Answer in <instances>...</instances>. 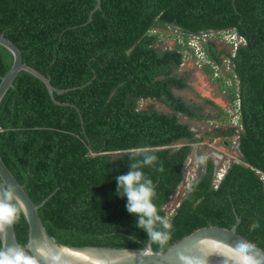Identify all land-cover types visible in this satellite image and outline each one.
<instances>
[{
    "label": "trees",
    "instance_id": "16d2710c",
    "mask_svg": "<svg viewBox=\"0 0 264 264\" xmlns=\"http://www.w3.org/2000/svg\"><path fill=\"white\" fill-rule=\"evenodd\" d=\"M0 0V33L21 50L28 65L49 77L56 104L41 80L19 71L0 102V156L36 204L50 238L72 246L141 247L147 234L116 194L115 177L129 171L130 151L149 147L158 157L141 170L153 181V203L172 225L170 239L157 251L208 224L230 228L264 250V0ZM181 34L173 47H160L159 29ZM232 31L244 41L233 55L209 39L190 36ZM232 47V44L230 45ZM191 53L210 77L230 60L226 78L215 75L229 104L239 99L238 124L205 135L237 136L239 161H231L214 186L212 158L200 164L172 211L168 198L183 180L191 144L201 141L188 120L224 122L226 110L211 99L187 103L173 89L188 87L180 72ZM12 62L0 45V77ZM216 68V69H215ZM142 99L163 103L139 106ZM230 118V115H228ZM139 159V157H138ZM163 167V172L157 171ZM258 227L253 229V224ZM17 242L28 243L21 213L14 223ZM135 236V241L128 239ZM1 249V241H0Z\"/></svg>",
    "mask_w": 264,
    "mask_h": 264
},
{
    "label": "water",
    "instance_id": "95a60500",
    "mask_svg": "<svg viewBox=\"0 0 264 264\" xmlns=\"http://www.w3.org/2000/svg\"><path fill=\"white\" fill-rule=\"evenodd\" d=\"M99 7L100 0H95V4L86 22L91 20L92 13ZM0 45L7 49L12 56L11 65L0 77V102L8 89L13 86L17 73L22 70L41 80L51 99L56 104L69 105L70 103L56 100L54 93L59 94L73 88H80L90 82L87 81L77 87L56 88L50 83L49 77L23 61L19 47L3 33H0ZM0 183L5 186L12 185L15 188V195L20 198L25 206V210L22 213L28 225V243L32 239L39 240L41 243L47 241L56 250L62 251V264H184V261L179 259L180 256L186 257L192 264H221L222 258L217 250L227 246L235 247L240 240L251 243L254 246L252 255L260 259L262 264H264V250L255 242L246 239L236 231L237 224L240 221L238 215L236 216L235 223L230 228L213 224L196 228L173 242L163 251L155 250L151 244L148 251H144V247L148 244V241L143 243L141 247L134 248H114L94 245L72 246L57 243L48 235L38 214V208L51 194L40 203H34L24 189L23 184L14 176L1 156ZM0 241L1 249L19 245L16 239L14 224L6 230L5 234L0 235Z\"/></svg>",
    "mask_w": 264,
    "mask_h": 264
},
{
    "label": "clouds",
    "instance_id": "9594fccd",
    "mask_svg": "<svg viewBox=\"0 0 264 264\" xmlns=\"http://www.w3.org/2000/svg\"><path fill=\"white\" fill-rule=\"evenodd\" d=\"M130 159L133 162L129 164V171L115 177L116 194L126 197V211L137 217L136 227L147 234L148 244L144 251H148L151 243L163 247L170 239L172 225L167 217L158 214L153 203L155 186L141 170L145 166H154L158 157L152 154L149 147H142L131 150ZM163 170L162 166L157 169L160 172ZM24 210L23 202L15 195V188L0 183V235L19 220ZM251 227L255 229L258 224L254 223ZM128 239L135 241L136 238L133 235ZM253 247L251 243L240 240L235 247L217 250L222 258L221 264H262L260 259L252 255ZM62 255V251L56 250L47 241L41 243L32 239L26 246L14 245L0 249V264H62ZM179 259L184 264H192L186 257L180 256Z\"/></svg>",
    "mask_w": 264,
    "mask_h": 264
},
{
    "label": "rangeland",
    "instance_id": "374dc122",
    "mask_svg": "<svg viewBox=\"0 0 264 264\" xmlns=\"http://www.w3.org/2000/svg\"><path fill=\"white\" fill-rule=\"evenodd\" d=\"M160 37L157 42V45L164 47H173L176 41H179L182 37L181 34L174 28L168 27L165 29H159ZM232 31H211L207 35H200L198 37H191L188 39L192 44L197 43L198 39L202 38L204 40L209 39L214 41L217 46L225 47L230 50V45L233 43ZM199 49V48H198ZM230 67V66H229ZM226 63L220 65L218 70H215V75H221L226 78L229 68ZM216 69V68H215ZM180 72L188 71V87L182 89H173L175 95L181 96L187 103H201L203 104V99H211L216 105L220 106L222 109L226 110L227 113H222L221 117H226L224 122L217 120L209 121H196L188 120L186 117L179 115V119L184 122H188L191 129L196 131V137H202L201 141H196L191 144V150L183 166V181L191 180L192 177H195L199 171V166L201 163L206 161L207 158H212L215 164V168H224L226 163L231 161H239L240 154L236 148V137L235 135L230 136H212L205 135V132L212 131L218 127H227L232 125V114L231 110L233 106L229 104V101L226 97L224 91L221 90V87L229 85L232 83V79H226L225 85L221 83L218 78L210 77L205 69H203L202 64L191 53H187L184 59L183 64L179 68ZM154 103L155 108L163 111H169V108L159 101L152 99H142L139 102L140 107H144L148 104ZM205 111L210 114H215L217 109L211 105L205 104ZM230 115V118L229 116ZM180 183L176 191L168 198L165 207L166 210L172 211L173 208L177 205L179 197L184 189V183Z\"/></svg>",
    "mask_w": 264,
    "mask_h": 264
},
{
    "label": "built area",
    "instance_id": "2783aa9c",
    "mask_svg": "<svg viewBox=\"0 0 264 264\" xmlns=\"http://www.w3.org/2000/svg\"><path fill=\"white\" fill-rule=\"evenodd\" d=\"M232 34L234 36L232 37L233 43H232V47L230 48V51H231V54L233 55V51L235 50V48L237 47V45L243 43L244 40L240 36H238L237 34H235L234 32ZM202 35H204V34H202ZM191 37H193V36H191ZM194 37H198V36H194ZM188 44H190V45H192V46H194L196 48V54H197V56H200L201 55L200 52H199V50H198L197 43L192 44V42L189 40L188 41ZM224 63H226V65H228V67L231 65L230 64V60L227 59V58L224 60ZM232 106H233V109L231 110V114H232V121L231 122H233L232 125L236 126L238 124V120H239V118H238L239 99L238 98L235 99V101L233 102ZM235 137H236V148H237V146H238L237 136H235ZM229 164L230 163H226L224 165V168L221 167V168H217L216 169V171H215V177H214V186L215 187L217 186V183L220 180V178L225 173L226 168L229 166ZM256 172L258 173L259 178H260V180H261V182L263 184V187H264V172H262L260 170H256ZM193 178L194 177H192L191 179H193ZM182 181H181V183H182ZM189 181H186L185 183L183 181L184 186H187V184L189 183Z\"/></svg>",
    "mask_w": 264,
    "mask_h": 264
}]
</instances>
